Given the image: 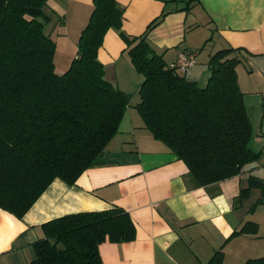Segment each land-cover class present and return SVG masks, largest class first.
<instances>
[{
	"label": "trees",
	"instance_id": "1",
	"mask_svg": "<svg viewBox=\"0 0 264 264\" xmlns=\"http://www.w3.org/2000/svg\"><path fill=\"white\" fill-rule=\"evenodd\" d=\"M92 1L76 55L58 74L55 40L45 31L51 20L47 0H0V209L21 218L55 178L75 184L118 132L129 95L105 79L97 58L110 28L119 31L143 77L135 107L145 127L185 163L198 185L233 177L260 158L249 146L252 124L237 80L238 59L229 57L235 49L210 56L207 83L199 86L167 65L147 39L165 12L141 35L129 36L115 0ZM249 186L260 189L255 204H264V181L251 176ZM42 228L28 264H103L100 243L135 238L129 213L117 206L65 214ZM257 229L249 221L238 232ZM222 257L218 250L207 264H221ZM244 264H264V256Z\"/></svg>",
	"mask_w": 264,
	"mask_h": 264
},
{
	"label": "crops",
	"instance_id": "2",
	"mask_svg": "<svg viewBox=\"0 0 264 264\" xmlns=\"http://www.w3.org/2000/svg\"><path fill=\"white\" fill-rule=\"evenodd\" d=\"M115 2L123 11L121 29L129 36L141 35L165 12L147 39L167 65L181 52L195 53L196 63L185 75L199 86L207 83L210 56L235 49L229 57L238 59L237 80L252 124L249 146L263 157L264 0ZM92 8V0H47L51 20L45 31L55 40L56 73L67 70L75 57ZM97 58L105 79L129 95L118 132L75 184L55 178L21 218L0 209V264H28L35 257L34 243L44 237L43 223L115 206L129 213L135 238L100 243L103 264H207L218 250L221 264L264 256V231L251 217L258 208L264 216V204H255L260 189L249 186L251 176L264 181V160L245 165L233 177L198 185L185 163L145 127L135 107L143 77L118 30L108 29ZM249 221L257 224V232L239 233Z\"/></svg>",
	"mask_w": 264,
	"mask_h": 264
},
{
	"label": "built area",
	"instance_id": "3",
	"mask_svg": "<svg viewBox=\"0 0 264 264\" xmlns=\"http://www.w3.org/2000/svg\"><path fill=\"white\" fill-rule=\"evenodd\" d=\"M195 63V53L181 52L177 55L174 63H172L171 66L175 67L180 73L186 74Z\"/></svg>",
	"mask_w": 264,
	"mask_h": 264
},
{
	"label": "rangeland",
	"instance_id": "4",
	"mask_svg": "<svg viewBox=\"0 0 264 264\" xmlns=\"http://www.w3.org/2000/svg\"><path fill=\"white\" fill-rule=\"evenodd\" d=\"M56 51V50H55ZM201 86V85H200ZM253 138V137H252ZM251 138V139H252ZM251 139H250V141H249V143L251 142ZM261 147H263V150H264V145H262ZM260 157H261V155H260ZM263 157H264V155H263ZM263 157H261L259 160L262 162L263 160H264V158ZM260 204V203H259ZM261 207V206H260ZM261 208H260V210H259V208H258V210H256V212H255V214L254 215H251V217H253V219H255V220H259L260 222H261V228H260V231L261 232H263L264 231V216H262L261 215Z\"/></svg>",
	"mask_w": 264,
	"mask_h": 264
},
{
	"label": "water",
	"instance_id": "5",
	"mask_svg": "<svg viewBox=\"0 0 264 264\" xmlns=\"http://www.w3.org/2000/svg\"><path fill=\"white\" fill-rule=\"evenodd\" d=\"M57 247H58L59 250H63V249H64L63 246H62L61 244H58Z\"/></svg>",
	"mask_w": 264,
	"mask_h": 264
}]
</instances>
